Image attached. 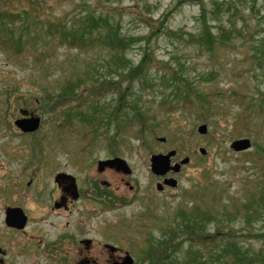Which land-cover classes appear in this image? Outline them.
Segmentation results:
<instances>
[{
  "label": "rangeland",
  "instance_id": "rangeland-1",
  "mask_svg": "<svg viewBox=\"0 0 264 264\" xmlns=\"http://www.w3.org/2000/svg\"><path fill=\"white\" fill-rule=\"evenodd\" d=\"M87 13L109 25L94 31L93 37H99L84 41L83 48L62 42L58 25L69 29ZM0 24V166L18 170L31 155L35 167L67 168L86 179L99 159L124 158L131 174L123 177L134 188L123 183L112 188L132 201L116 212L123 222H118L114 240L134 264H197L199 257L192 252L200 246L205 264H226L215 250L212 255L211 240L227 232L258 252L264 230L254 212L258 191H264V0L240 5L236 0H0ZM114 31L131 43L120 55L129 62L128 68L121 65V74H115L114 53L101 43ZM140 62L142 86L124 78ZM86 69L100 81L116 84L100 92L81 87L77 96H61L64 83ZM173 75L179 82L175 89L169 83ZM91 97L109 112L120 107L119 99L143 108L144 124L126 107L116 111V119L112 112L113 121L95 136V127L64 114ZM15 98L42 117L33 136H19L4 117ZM124 114L125 122L118 126ZM200 124H206L205 134L198 133ZM243 137L251 140V148L233 151L232 141ZM170 149L176 150L173 160L188 156L189 162L177 176L178 187L158 193L149 157ZM152 194L148 205L145 198ZM251 198L254 206L248 209ZM207 206L213 214L226 213L204 223L209 238L198 242L174 231V240H161L162 246L153 249L160 247L158 254L168 256L159 263L147 259L148 248L171 229L169 222L179 220L178 211H205Z\"/></svg>",
  "mask_w": 264,
  "mask_h": 264
},
{
  "label": "flooded vegetation",
  "instance_id": "flooded-vegetation-1",
  "mask_svg": "<svg viewBox=\"0 0 264 264\" xmlns=\"http://www.w3.org/2000/svg\"><path fill=\"white\" fill-rule=\"evenodd\" d=\"M22 100L15 98L4 117L19 136H33L37 130L24 132L14 123L32 116L42 123L41 115ZM27 156L28 161L18 170L9 172L0 166V264H114L129 254L114 238L118 222H123L116 212L131 206L132 201L121 199L124 194L117 195L112 188L123 183L132 190L123 177L131 169L125 174L114 167H98L100 161L119 156L99 159L95 173H88L86 179L67 168L35 167L37 162L33 164L31 155ZM174 157L171 164L178 162ZM182 166L178 172L153 174L155 190L176 189ZM169 178L176 179L177 185L163 184ZM152 197L145 198L148 205L153 204Z\"/></svg>",
  "mask_w": 264,
  "mask_h": 264
},
{
  "label": "trees",
  "instance_id": "trees-1",
  "mask_svg": "<svg viewBox=\"0 0 264 264\" xmlns=\"http://www.w3.org/2000/svg\"><path fill=\"white\" fill-rule=\"evenodd\" d=\"M251 1L252 0H236L238 5L249 3ZM221 4L223 5V7L224 6L227 7V4L225 2H222ZM201 11L203 12V8L201 9ZM217 11H219V9ZM83 19L84 21L82 23L79 22V20L74 21L73 23L74 26L70 27L69 29L61 28V26L58 25L59 27L55 30H57L60 33L62 42L64 40H67L74 47L83 48L84 41L86 43L89 38L99 37V35L93 37L94 31L98 32L102 28L103 25H105L106 27L109 25V22L107 24L106 22H103L102 19L94 18L93 13L85 14ZM76 22H79V24L76 25L75 24ZM127 40H128L127 38L125 37L123 38V36L119 35V31L107 32L101 39L102 45H104L107 50L114 53V55L112 56L115 57V59L111 62L115 66L118 65L116 67L115 74L117 73L121 74V72L125 70L124 68H122L121 71H119L121 68V65H126L128 68L129 62L126 59L123 60L120 57L124 49H128V47L131 44ZM17 45L20 46V44H17ZM145 52L146 50H143V53H142L144 59L146 58ZM149 58L150 59L148 62H150L151 56ZM142 64L143 63L140 62V64H138L137 66H132L127 71V73H125L124 78L127 77L129 78V81H131V83L133 84L139 83V86H142V84L145 83L142 80V72H141ZM90 73L91 71L89 69H86L82 71L81 73H75L76 80L74 81L70 80L64 83L62 87L63 93H61V96L63 97H70L73 95L77 96L75 95L74 92L75 90L77 92V90L81 87H82L81 91L83 90L86 91L90 88L91 89L94 88L95 90L93 91L100 92L101 89L105 88L106 86H111V84H114V83L116 84L115 81H112L113 79H109L106 82L100 81V79H98L97 77L91 76ZM169 80H170L169 81L170 84L172 83L174 84V89H175L179 84L177 80V76L173 75ZM180 82L181 84H183L184 81L180 80ZM132 94H134V92L130 93V95ZM60 102L64 103L62 100ZM119 102H120V107H117V104H116L115 107L112 108V110L109 112L107 106L104 103L102 105V103L97 102L96 100H94L93 97H91L87 99L85 104L74 105V106L69 107L65 111L64 114H66V116L68 117L72 115L73 116L72 120L77 118L80 122L86 125L95 127L94 129L95 136L97 135L99 128L105 127L108 124H110V122L113 121L112 115H111L112 112L114 113L115 119H116V111L121 113L120 112L121 109L126 108V107L131 108L133 114H137V116L135 115L136 117L140 116L139 122L141 124H144L146 115L144 111L140 110L143 108L140 107V109L139 108L136 109V107H134L131 104L132 102L131 99L129 100V103L131 104L132 107H129L128 103H124L123 105V102L121 99H119ZM101 106H103V108ZM82 108H85V110L82 111ZM126 117H127L126 114H124L123 116H120V118L118 119L117 125L119 126V124L121 125L123 122H125ZM258 194H259L258 196L259 201L257 204L258 208L255 209L254 212L256 215L259 216V220L262 224V228H264V191L260 189V191H258ZM253 206H254V199L251 198L246 207L249 209L250 207L252 208ZM194 208L195 210L192 208L188 211L187 210L178 211L177 216L179 220H176L174 222L173 221L169 222V226L171 227V229H166V232L161 234L159 241H156L155 245H153L152 248L149 247L147 250L146 257L147 259H150V262L155 261L156 263H159L162 261L163 258L168 256V254H158L161 251L159 250V248L162 246V243H164L161 240H170V239L174 240V237H173L174 231H176L180 236L184 235L189 239H192L193 237H197V239L195 238V240L207 239L209 238L210 235L206 234L204 223L206 224L207 221H210L209 217L212 220L213 219L215 220V217L219 215H222V214L226 215L225 211H216V213L213 214L210 208H208V206L206 207L205 211L201 210L200 208H196V207ZM247 216L250 217L251 215H247ZM219 222H223V220ZM259 237L261 238L260 248L258 252H256L250 244L242 245L239 240L237 242L236 241L237 236L230 234V232L224 233V238H220V239L212 238L213 241L211 240V242L215 244V246L211 248L212 255H213V251L215 250L214 253L216 254L217 252V258L219 257L224 258L226 264H264V230L259 235ZM157 246H160V247L157 248L155 252H153L154 247L156 248ZM177 246H178V242H177ZM175 248H176V245L174 244L171 250H174ZM198 249L200 250L201 253H199V250H194L192 252L193 254H196L199 257L197 264H205L206 260L202 259V257L204 256L202 252L203 246L198 247ZM169 250L170 249H168V251Z\"/></svg>",
  "mask_w": 264,
  "mask_h": 264
},
{
  "label": "water",
  "instance_id": "water-1",
  "mask_svg": "<svg viewBox=\"0 0 264 264\" xmlns=\"http://www.w3.org/2000/svg\"><path fill=\"white\" fill-rule=\"evenodd\" d=\"M14 123L18 128H20L24 132H34L39 128L40 118L38 116H32L30 118H21L17 119ZM197 131L200 134H205L207 131L206 124L198 125ZM161 140L163 141L164 138H161ZM230 148L233 149L235 152L248 150L251 148V140L247 137L235 139L230 144ZM198 151L202 155L206 153V150L203 147H200ZM175 154V149H171L166 153L152 154L149 158L150 171L155 175H163L170 170L173 172H178L180 170L181 165L189 162V157H184L179 162L171 164V158ZM103 166L114 167L125 174L130 173V167L128 163L125 159L121 157H115L110 160L100 161L98 167L101 168ZM163 184H168L174 187L177 185V180L174 178L165 179ZM157 186H159V184ZM133 262V258L129 254H126L125 256H123L122 260L117 261L114 264H133Z\"/></svg>",
  "mask_w": 264,
  "mask_h": 264
}]
</instances>
